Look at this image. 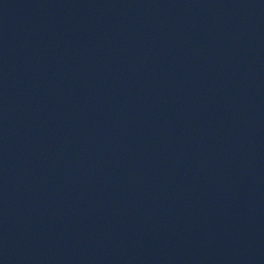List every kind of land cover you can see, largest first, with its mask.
I'll list each match as a JSON object with an SVG mask.
<instances>
[{"label": "water", "instance_id": "obj_1", "mask_svg": "<svg viewBox=\"0 0 264 264\" xmlns=\"http://www.w3.org/2000/svg\"><path fill=\"white\" fill-rule=\"evenodd\" d=\"M0 264H264V0H0Z\"/></svg>", "mask_w": 264, "mask_h": 264}]
</instances>
